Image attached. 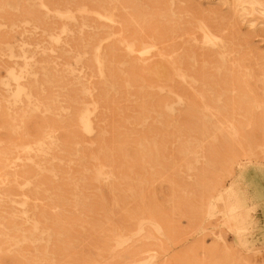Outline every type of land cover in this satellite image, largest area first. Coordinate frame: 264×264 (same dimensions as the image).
<instances>
[{"label":"rangeland","instance_id":"rangeland-1","mask_svg":"<svg viewBox=\"0 0 264 264\" xmlns=\"http://www.w3.org/2000/svg\"><path fill=\"white\" fill-rule=\"evenodd\" d=\"M0 264H264V0H0Z\"/></svg>","mask_w":264,"mask_h":264}]
</instances>
